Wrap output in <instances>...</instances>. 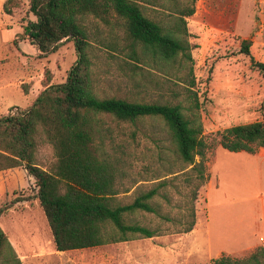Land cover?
<instances>
[{
    "label": "trees",
    "instance_id": "trees-1",
    "mask_svg": "<svg viewBox=\"0 0 264 264\" xmlns=\"http://www.w3.org/2000/svg\"><path fill=\"white\" fill-rule=\"evenodd\" d=\"M19 6L20 0L3 2L8 15ZM29 11L35 20L28 21L23 35L30 43L49 53L71 39L77 59L64 82L50 84L45 72V87L30 106L0 116V171L23 166L34 178L55 249L161 235L160 226L141 223V213L183 222L176 232L191 231L196 222L194 202L208 180L202 101L195 86L186 21L195 12V0H29ZM90 17L108 27L107 37L94 38L88 29ZM97 44L105 58L114 60L132 81L135 95L121 97L97 89ZM241 52L264 75V62L251 55L245 40ZM147 84L157 92L154 100L142 95ZM177 87L183 88L182 94ZM147 117L159 121L164 131L163 138L153 139L164 173L156 170L148 188L136 184L149 179L134 181L135 196L122 203L117 195L130 189L122 180L129 174L125 166L131 154L105 148L107 141L113 143V136L104 121L135 123ZM38 137L54 148L56 162L51 169L37 162ZM219 144L231 152L264 148V119L225 128ZM178 175L188 191L174 218L160 212L158 198L170 205V187L182 192L173 183ZM0 257L3 264H22L1 227ZM211 264H264V247L257 246L242 257L221 254Z\"/></svg>",
    "mask_w": 264,
    "mask_h": 264
},
{
    "label": "rangeland",
    "instance_id": "rangeland-1",
    "mask_svg": "<svg viewBox=\"0 0 264 264\" xmlns=\"http://www.w3.org/2000/svg\"><path fill=\"white\" fill-rule=\"evenodd\" d=\"M4 1L0 0V116L30 106L45 87V72L50 84L64 82L77 59L71 39L53 52L41 53L23 35L24 26L35 20L29 11V0H20L12 15L4 12ZM186 21L207 143L208 180L194 202L195 230L176 232L183 222H168L154 214L141 213V223L160 226L161 235L57 251L36 198L35 182L27 181L18 171L11 177L0 174V192H6L0 198V226L19 241L17 248L22 256L16 253L22 264H211L221 254L242 257L257 246L264 247V197L260 198L264 196V166L253 169L248 152H242L241 158L219 144L225 128L264 119V75L241 52L245 40L251 55L264 62V0H195V12ZM87 23L97 41L107 37L108 27L101 21L90 17ZM96 46L97 89L121 97L135 95L132 81L126 79L114 60L105 58L100 44ZM178 90L182 94L183 88ZM141 92L147 101L157 97L148 84ZM104 122L113 136V143L107 141L105 148L124 149L131 154L125 166L129 174L122 180L130 189L117 195L120 202L127 203L135 196L136 185L148 188L156 170L164 173L153 141L155 137L163 138L164 131L159 121L149 117L135 123L110 118ZM37 140V162L42 168L51 169L56 162L54 148L40 137ZM181 175L173 183L181 186L182 192L170 187V205L158 198L160 212L174 218H178V204L183 205V195L188 191ZM256 177L259 182L254 180ZM138 179L149 180L133 186Z\"/></svg>",
    "mask_w": 264,
    "mask_h": 264
},
{
    "label": "crops",
    "instance_id": "crops-1",
    "mask_svg": "<svg viewBox=\"0 0 264 264\" xmlns=\"http://www.w3.org/2000/svg\"><path fill=\"white\" fill-rule=\"evenodd\" d=\"M242 152H244V151H238V152H234V153H236L237 155H241L242 154ZM245 153V152H244ZM242 157L241 158H244L243 157V155H241ZM248 157L247 158H252L253 159V163H254V165H253V169H259L260 167H262V166H264V148L263 147H259L254 153H252V154H249L248 153V155H247ZM15 171H18V172H21V174H23V176L25 177L26 176V178H27V181H29V182H34V178L26 171V169L23 167V166H17V167H14V168H9V169H7V170H1L0 171V174H2L3 176H10L11 177V175H13L14 174V172ZM255 181H260V178L259 177H256L255 179H254ZM9 181H11V180H9ZM3 184H4V182L2 183V187H4L3 186ZM13 184V183H12ZM3 189V188H2ZM5 194H6V192L4 191V190H2L1 192H0V198H2L3 196H5ZM264 196H260V198H263ZM24 202V201H23ZM18 203V202H17ZM17 203H15L14 204V206H17ZM13 206V207H14ZM263 208H264V205H263ZM11 209H13V208H11ZM11 209H9V211L11 210ZM8 211V212H9ZM5 216V215H4ZM1 227V226H0ZM2 228V227H1ZM195 230V227L191 230V231H189V232H187V233H191V232H193ZM3 231L6 233V235H7V237H8V239H9V241H10V243H11V245L13 246V248L15 249V251L18 253V255L21 257L22 255H21V253H19L18 252V248H17V246L18 245H20V243H19V241L17 240V239H15V240H13L7 233L8 232H6L4 229H3Z\"/></svg>",
    "mask_w": 264,
    "mask_h": 264
},
{
    "label": "built area",
    "instance_id": "built-area-1",
    "mask_svg": "<svg viewBox=\"0 0 264 264\" xmlns=\"http://www.w3.org/2000/svg\"><path fill=\"white\" fill-rule=\"evenodd\" d=\"M16 111V109H12L9 114H13Z\"/></svg>",
    "mask_w": 264,
    "mask_h": 264
}]
</instances>
